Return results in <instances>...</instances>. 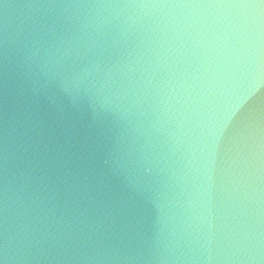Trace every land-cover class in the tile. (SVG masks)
Here are the masks:
<instances>
[{
  "label": "water",
  "instance_id": "1",
  "mask_svg": "<svg viewBox=\"0 0 264 264\" xmlns=\"http://www.w3.org/2000/svg\"><path fill=\"white\" fill-rule=\"evenodd\" d=\"M0 264H264V0H0Z\"/></svg>",
  "mask_w": 264,
  "mask_h": 264
}]
</instances>
